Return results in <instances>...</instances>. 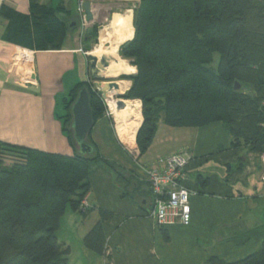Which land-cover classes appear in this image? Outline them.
<instances>
[{
    "label": "trees",
    "instance_id": "trees-1",
    "mask_svg": "<svg viewBox=\"0 0 264 264\" xmlns=\"http://www.w3.org/2000/svg\"><path fill=\"white\" fill-rule=\"evenodd\" d=\"M0 15L8 22L5 41L31 51L61 50L79 28L77 12L40 5L38 0H30L27 15L5 9ZM132 25L133 38L121 46L119 55L136 71L126 78L132 85L124 98L141 102L136 135L140 155L150 147L159 122L172 128L220 123L232 147L264 155V0H138ZM97 36L95 27L94 39ZM83 88L90 94L94 125L106 112L86 79L70 90L60 120L73 156L0 141V264H67L71 249L57 233L66 210L82 217L90 211L81 203L90 192L93 164L114 171L125 196H145L146 184L102 159L91 134L88 142L94 154H76L70 108ZM244 160L242 155L241 165ZM97 211L99 220L83 244L104 256L103 224L113 215ZM161 233L168 240L163 228ZM207 264H264V241L259 251L239 261L210 258Z\"/></svg>",
    "mask_w": 264,
    "mask_h": 264
},
{
    "label": "crops",
    "instance_id": "crops-1",
    "mask_svg": "<svg viewBox=\"0 0 264 264\" xmlns=\"http://www.w3.org/2000/svg\"><path fill=\"white\" fill-rule=\"evenodd\" d=\"M38 3L75 13L77 0ZM88 3L93 21L87 27L97 23L103 27L114 15L131 12L138 0ZM29 6L30 0H0V11L27 15ZM7 25L0 15V141L71 157L74 149L57 107L86 78V55L77 44L76 31L66 38L61 50L31 51L5 41ZM117 95L112 96L115 102ZM125 102V108L116 107L115 114L106 104L105 116L96 121L91 138L102 159L146 184L145 196L138 195L137 200L125 196L115 176L95 164L89 172L90 192L85 198L90 211L82 217L68 209L63 218L74 217L84 239L99 220L97 210L113 215L103 224L104 256L83 244V257L94 264H99L98 259L102 264H207L210 258L231 263L259 251L264 241V155L232 147V138L220 123L172 128L162 122L150 147L140 155L136 135L142 122L141 102ZM177 153L188 159L186 187L192 193V219L188 227L163 228L168 236L165 240L161 228L149 217L151 193L145 172Z\"/></svg>",
    "mask_w": 264,
    "mask_h": 264
},
{
    "label": "built area",
    "instance_id": "built-area-1",
    "mask_svg": "<svg viewBox=\"0 0 264 264\" xmlns=\"http://www.w3.org/2000/svg\"><path fill=\"white\" fill-rule=\"evenodd\" d=\"M88 0H77L76 12L79 20L78 32L84 34L88 22L84 4ZM188 159L181 153L168 156L159 161L145 172V180L151 193V208L149 217L159 228L173 225L188 227L191 224L190 197L192 193L186 187ZM264 180V178H263ZM81 207L86 209L88 204L83 200Z\"/></svg>",
    "mask_w": 264,
    "mask_h": 264
},
{
    "label": "water",
    "instance_id": "water-1",
    "mask_svg": "<svg viewBox=\"0 0 264 264\" xmlns=\"http://www.w3.org/2000/svg\"><path fill=\"white\" fill-rule=\"evenodd\" d=\"M84 10L86 15V21L88 23L93 21L92 13L90 11V4L86 2L84 4ZM73 26H78L77 23H73ZM95 45H98L99 38L98 36L94 40ZM88 61H90V74L95 84L93 85L97 90H101V96L105 99V94L107 92H117L119 90V86L117 85V80L106 77L103 73L108 68V63L106 62V58H101L97 60L96 58L88 55L86 53ZM131 66V63L129 64ZM132 76H121L120 80H124V78H130ZM235 90H238L240 86L235 84ZM120 97V96H117ZM122 98V97H121ZM118 99L116 101L117 109L125 108V100ZM71 114V136L72 140L75 144L76 154L81 157H91L94 154L93 146L88 142V138L91 134V131L94 127L93 114L90 107V94L88 89L83 88L77 94L76 99L71 105L70 108ZM264 176V175H263Z\"/></svg>",
    "mask_w": 264,
    "mask_h": 264
},
{
    "label": "bare ground",
    "instance_id": "bare-ground-1",
    "mask_svg": "<svg viewBox=\"0 0 264 264\" xmlns=\"http://www.w3.org/2000/svg\"><path fill=\"white\" fill-rule=\"evenodd\" d=\"M133 35L132 13L125 12L115 15L109 23L101 27L99 30L98 45H95L93 49L88 52V55L97 60L106 58L109 66L103 74L108 78L118 81L117 85L119 86V90L117 92L112 91L105 94L106 104H108V107L114 114L116 113V102L112 99V96L114 94L123 95L130 87V82L119 81V78L123 75H132L134 71L133 67L130 66L127 61L120 59L119 50L123 44L129 42L133 38ZM117 54L118 57H116ZM95 90L101 95V90H97L96 88Z\"/></svg>",
    "mask_w": 264,
    "mask_h": 264
},
{
    "label": "rangeland",
    "instance_id": "rangeland-1",
    "mask_svg": "<svg viewBox=\"0 0 264 264\" xmlns=\"http://www.w3.org/2000/svg\"><path fill=\"white\" fill-rule=\"evenodd\" d=\"M133 10H134V8L131 11L132 12V16H133ZM116 15H118V14H116ZM102 21L103 20H101V22ZM98 25H100V23L99 24L97 23L96 25L88 26L86 28V30L83 32L84 34H81L78 31L75 32V35L74 36L77 39V44H78V46L80 48L81 53H83V52L84 53H88L95 46V43H94V40L95 39L93 37V30L96 27L98 29V34H99V30L101 29V27H98ZM85 39H87V43H84V40ZM124 60H126V59H124ZM126 61L128 62V64L131 63L129 60H126ZM106 62L108 63V61H106ZM87 63L88 62L86 60V66H87V68H86V77H87L88 80H90L89 79V77H90V75H89V67H88L89 64H87ZM133 68H135V67H133ZM135 73H136V71L133 72V74L131 76L133 77L135 75ZM121 81H128V82H130V87L132 85V82L129 79L121 80ZM93 90L96 91L95 88ZM126 93H124L123 95H117V96H120V97H115V100H118V99H120L122 97L121 99L127 101L128 99L124 98L125 95H126ZM100 97H101V95H100ZM101 101L103 102V105L105 106V110H107L106 109L107 108L106 107V99L104 100L101 97ZM130 101H134V100H130ZM57 108H58L57 110H58V113L60 114V116L65 115V113H64L65 111L62 109L63 108V103L62 102H58V107ZM141 114H142V112H141ZM109 118L111 119V117H109ZM111 121H112V119H111ZM112 126L114 128L113 121H112ZM93 166H95V164H93L92 167ZM100 166L101 167H104L105 169H107L108 171H110L115 176V172L114 171L110 170L108 167L104 166L103 164H100ZM70 217L71 216H66V219H68V220H65V221L63 220L62 221L61 228H60V230L57 233L58 239H59V241L61 243H65V244H67V243L69 244L70 243V246L69 247L71 248L72 252L68 256L67 264H94V262L89 261V260H87V259H85L83 257V254H82V252L84 251L83 239L80 237L82 227L80 228V226H79L80 223H78V224L75 223L77 221L74 219V217L73 218H70ZM76 217H77L78 220L81 219V216L80 215L79 216L76 215ZM98 262H99V264H102L99 259H98Z\"/></svg>",
    "mask_w": 264,
    "mask_h": 264
},
{
    "label": "flooded vegetation",
    "instance_id": "flooded-vegetation-1",
    "mask_svg": "<svg viewBox=\"0 0 264 264\" xmlns=\"http://www.w3.org/2000/svg\"><path fill=\"white\" fill-rule=\"evenodd\" d=\"M85 55H86V53H85ZM85 57H86V60H87V62H88L87 64H89L88 67H89V75H90V77H89L90 80H88L87 77H86L87 86H89V87H91L92 89H94L95 87H94L93 85L95 84V81L92 80V78H91V74H90V73H91V72H90V63H91V62L88 61L87 56H85ZM86 68H87V66H86Z\"/></svg>",
    "mask_w": 264,
    "mask_h": 264
}]
</instances>
